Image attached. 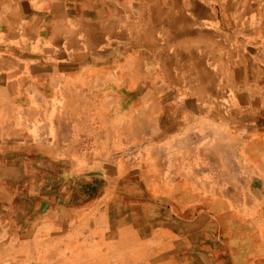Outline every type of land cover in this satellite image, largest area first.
I'll list each match as a JSON object with an SVG mask.
<instances>
[{
	"label": "crops",
	"instance_id": "1",
	"mask_svg": "<svg viewBox=\"0 0 264 264\" xmlns=\"http://www.w3.org/2000/svg\"><path fill=\"white\" fill-rule=\"evenodd\" d=\"M240 2L243 5L251 3L250 0L248 4L243 0ZM86 8L79 0H0V122L6 125L0 131V136L8 135V148L34 150L45 155L52 151L53 156L61 159H64L61 151H71L75 153L70 162L71 167L83 163L77 160L80 148L74 138L79 135L78 122L84 116L95 117L97 99L103 101L108 97L93 96L96 86L101 87L107 83L106 72L112 66L117 67L123 58L137 54L136 51L120 48L106 51L102 47L103 42L92 43L89 38L76 32L75 20L78 13L85 12ZM236 19L237 22L240 21L237 16L232 20L235 22ZM257 32L264 40L262 25H257ZM121 54L123 56L120 58ZM118 55L120 61L118 59L111 63ZM95 73H100L105 78L97 79ZM262 110L264 112V106ZM259 116L264 118V115ZM155 123L158 126L157 120ZM188 131L184 130L183 138L191 135ZM254 134L251 140L258 138L257 141H251L246 146L248 150L262 153L254 159L259 160L257 168L264 172V133L255 131ZM184 154L188 156V152ZM88 161L92 166L93 162ZM20 165L21 162L15 160L8 170V175H11L9 184L15 189L25 187V183H28L24 181ZM144 173L143 170L141 175ZM255 177L261 178L264 183V173ZM247 178L249 183L253 179V182L260 183L253 176ZM148 179L146 187L155 201L143 202L141 209L145 215L150 210L170 214L173 224L171 229L165 230L169 231L167 235L171 239V245H166L169 246L167 250H170V254L167 257L159 255L160 244L156 240L148 242L147 239L142 244L131 246L126 238L131 235L126 234L124 244H121V264H127V259L134 254L136 258L141 257L136 260V264H160L164 261L166 264H264V186H259L256 191L253 188L244 191L236 177L224 175H217L215 180L209 181H205L203 175L197 177L185 173L180 176L176 173L167 181L159 183ZM189 181L199 189L203 182H214L216 185L203 192L206 195L204 198L203 194L197 195L186 187L181 189V184ZM135 183L136 180L133 179L124 188L139 189L140 186ZM88 184L89 187L94 185ZM113 193L115 190L103 189L84 208H89L93 215L97 202L112 204L117 201ZM199 197L216 201H193L200 199ZM113 205L115 207L117 202ZM56 206L62 212L69 213L64 207ZM28 228L29 224L25 225L15 236V247L24 246L31 241L29 232L32 228ZM35 229L38 230V225H35ZM64 231L65 229H59L55 235L59 236ZM92 231L95 232V229ZM142 231L148 236L150 230L143 228ZM112 235L113 231L101 242L104 248H113ZM22 251L20 250L30 258L17 259L15 262L35 260L32 255Z\"/></svg>",
	"mask_w": 264,
	"mask_h": 264
},
{
	"label": "bare ground",
	"instance_id": "2",
	"mask_svg": "<svg viewBox=\"0 0 264 264\" xmlns=\"http://www.w3.org/2000/svg\"><path fill=\"white\" fill-rule=\"evenodd\" d=\"M240 1L79 0V3H84L87 8L85 12L80 11L78 13L75 20L76 32L89 38L92 43L103 42L102 47L106 51L120 48L137 52L136 55L123 58L117 67L112 68V66L111 70L106 72L108 73L106 77L107 83L101 87L96 86L93 93L94 97H111L109 106L105 112L107 111L108 117L113 124L119 122V117L121 116L126 121V126L123 127V124H119L118 128L120 129H111L105 135L103 134V148H101L105 150V153L99 157L101 165H99L98 171L105 176V179L119 186L125 180L133 177V171L130 166L128 167L127 158L122 157L120 164L126 168L128 167L125 179H120L119 181L111 179V166L117 154L107 147L116 146L117 140L124 139L125 136H131L135 144H142L159 137L165 118L172 113L177 114L183 120L187 112L200 110L211 117V119H222L229 113H232L233 109L237 107L241 109L249 101H252L254 106H259L260 109L263 108L264 47L260 48L257 54H253L251 51V53L244 54L241 51V45L237 41V38L241 37L240 31H242V36L248 38L249 44L251 46L254 44L253 48L260 45L258 43L259 40L252 39L249 28L251 29L254 22L256 26L262 25L264 27V0H250L251 3L249 5H243V2ZM243 1L247 2V4L249 2V0ZM234 16L239 17L240 21L238 24L232 20ZM122 56L123 54L120 55V58ZM118 59L119 55L113 58L111 63ZM258 65L260 67H257ZM112 98L115 99L112 100ZM230 98L234 100L233 105L227 106L225 102ZM141 103H148L153 106L155 104L162 105L157 113H154L160 120L159 128L156 131L144 133L143 126L147 121L145 117L147 112L140 105ZM136 104L141 106L138 107V110H141L140 114L142 115L139 117L138 125L132 123V109ZM178 106H181L179 113L175 109L168 111L170 107ZM248 107L250 109V105ZM149 120H152V117ZM1 121L3 122L4 120ZM5 126L4 123L0 122V131H3L6 128ZM166 128L167 130L164 129V134L170 130V127L166 126ZM98 135L97 132L92 134L95 138ZM0 137L1 243L6 241L13 242L21 229L14 227V224L11 223V219L8 217L9 211H7L6 207L10 206L8 204L9 200L18 192H15V188L9 184L11 182L9 176L11 175H8V170L13 161L19 160V153L9 150L8 144L10 139L8 135ZM147 148L152 153L151 156H155L161 149L160 146L152 147V145H149ZM28 153L30 155L33 154L31 152ZM61 154L64 160L71 161L75 153L61 151ZM139 155V152H135L132 157ZM87 156V153H84L78 157L89 162ZM99 159L96 158L95 160L98 161ZM159 163H161L159 159L156 160L154 157H151L149 161L150 174H160L163 181H167L171 177L174 168H172V165ZM90 167H92L90 163H87L80 166L77 170L81 171ZM13 191L15 193H12ZM28 191V195L32 197V200L28 202L29 208H41L44 205L43 196H40L41 193L44 194L43 191L39 188L36 189L34 186L30 187ZM132 192H136L137 195L139 193L140 196L132 195ZM113 195L116 199L120 200L122 198V200H118L119 202H117L115 207L113 203L105 204L104 208L102 207L103 209L99 214V218L103 221L108 215H113L118 224L126 225L128 233L134 235L135 241H132V244L130 243L129 245H139L147 239L148 242L156 240L160 244L162 256L167 257L170 254V250H167V247L165 248L162 245H167L171 239L166 234L161 235L160 229H171L173 223L169 221L170 215L165 214L159 218L155 217L157 215H151V211L146 212L145 215L141 209L142 203L151 201L152 199L145 196V193L141 191V187L121 193H113ZM57 197V194L53 197L51 195L48 201L56 203ZM132 199L136 200L133 201ZM64 202H67V200ZM20 211H22V208L18 210V216L22 213ZM43 217L55 218L51 212L46 213ZM62 224L70 226L73 223L69 222V218H66L62 219ZM62 224L59 229H64ZM143 228L150 230L148 236L143 233ZM124 236L122 235L120 238L124 239ZM128 240L129 242L131 241L130 238H127ZM8 247L0 251V261L3 260L4 254L8 250L10 251L7 256L8 260L15 261L17 259L30 258L24 253H15L13 251L12 254L11 245ZM117 247L119 250H122L121 245L118 244ZM134 256L136 255L134 254ZM101 257H103L101 264H121V258L118 259L116 256L108 257L107 253H103Z\"/></svg>",
	"mask_w": 264,
	"mask_h": 264
},
{
	"label": "rangeland",
	"instance_id": "3",
	"mask_svg": "<svg viewBox=\"0 0 264 264\" xmlns=\"http://www.w3.org/2000/svg\"><path fill=\"white\" fill-rule=\"evenodd\" d=\"M227 1L229 0H225V2ZM235 22L238 23L237 20ZM249 31H251V37L253 40H259L258 43L260 45H258V47L253 48L254 44L252 46L249 44V41L247 40L248 38L242 36V31H240L241 37H238L237 41H239L241 45L242 53L248 54L252 52L253 54H257L260 51V48L264 47V40L259 37L255 22L254 25L251 26V29L249 28ZM95 74L97 79L100 77L104 78L100 73ZM113 99L115 98H112V100ZM110 100V97L103 101L97 99L96 112H94L96 113V116L89 118L81 117L78 122L80 124V128H78L79 135L74 136L75 142L79 144L80 148L77 153H87V159L93 162L92 167L89 169L86 168L81 171L77 170L80 166L88 163L81 159V157H77V160H81L83 163L75 164L71 167V161L69 162L68 160L56 158L55 156L53 157L52 151H49L48 155H45L44 153L40 154L34 150L24 151L9 148L10 151L19 153L18 158L19 162H21V174H23L24 181L28 183H25V187L15 189V192L18 191L17 193L14 191L12 192L15 193V195L9 200L8 204L10 206H6L7 211H9L8 217L11 219L10 221L15 227L21 229L19 232H21L22 228L27 224H29L28 230L31 228L32 230L29 232L31 235V241L29 243L24 246L19 245V247H15V240L13 242H1L0 251L9 248L8 246L11 245L10 248L12 249V254L13 251L15 253H22V250H24L25 253L32 255L33 258L36 259L33 262H15L16 260H8L7 256L10 253L8 250L5 252L0 264H101V259L103 258L101 256L103 253H107L108 257L116 256L119 259L120 250L117 245H121L123 243L122 241H125L120 237L126 234L129 236L132 235L131 233H128V230L125 227L126 225L118 224L113 215H108L102 221V219L99 218V214L104 208L105 204L103 203L97 202L93 215L90 214V211L88 210L89 208L84 207L99 196L103 189H112L115 190V193L130 190L125 189L124 185L127 186L133 179H135L138 186L141 187V191L145 193V196L152 199L148 202L153 203L155 201L154 197L146 187V183L149 180L148 178L154 180L156 183L163 181V178H161L160 174H150L149 161L151 157H154L156 160L159 159L161 162L159 164L172 165L174 170L171 173V176H174L176 173L177 176H180L181 173L197 177L203 175L205 181L215 180L217 175H224L226 177L234 176L240 181V185L244 191H248L251 188L256 191L259 186H264V183L261 182L262 179L255 177L261 176L264 173L262 169L257 168L258 165H260L259 160L255 161L254 159L258 157V154L262 153L260 151L248 150V147L246 146L247 143H250L251 141H257L258 138L251 140L255 131L258 133H264V118L259 116V114L264 115V112L262 108L260 109L259 106H254L252 102L251 104L250 102L247 103L241 109H238V107L233 109L232 113H229L222 119H205H211V117L202 113L200 110L196 112H187L183 120H181L177 114L172 113L165 118L164 126H161L160 129L161 135L142 144H135L131 136H125L124 139H118L116 146L107 147L109 150L114 151L117 154L111 166V179H115L116 181L125 179L126 170L129 166L133 171V177L125 180V182L119 186L111 183L98 171V167L101 165L99 163V157L101 154L103 155L105 153V150L102 149V141L104 135L111 129H120L118 128L119 124H123V127L126 126V121L123 120L121 116L119 117V122L113 124L108 117L107 111L103 113V111L108 108ZM233 102L234 100L230 98L225 103L227 106H232ZM248 104L250 105V109ZM140 105H142L147 112L145 114L147 121L143 126L144 133L146 134L156 131L159 128L160 120L154 113H157L162 105L155 104L153 106L148 103H141ZM138 107L141 106L136 104L132 109V123L134 125H138L139 117L142 116L140 114L141 110L139 111ZM180 107L181 106L170 107L168 111L175 109V111L179 113ZM197 116L204 118H198ZM150 117H152V120H149ZM156 120L158 126L155 123ZM166 126L170 127V130L164 134V131L167 130ZM184 130H189L188 133H191V135H186L185 138H183ZM95 132L99 134L96 138L92 136ZM149 145H152V147H161L160 151L156 154L157 157L156 155L150 156L151 153H149V149L147 148ZM28 152L33 154L30 155ZM135 152H139L140 155L132 157ZM187 152L188 156L184 154ZM180 156L181 159H179ZM122 157L127 158L128 160L127 168L120 164ZM96 158L99 160L96 161ZM143 170L145 173L144 175H141ZM248 176H253V178L259 180L260 183L257 184L253 182L255 179H253L252 183L247 182ZM88 183H93L94 185L89 187ZM215 185L214 182H203V184L200 185L201 189H199L195 188L194 184L189 181L185 184H181V189L186 187L187 190L190 189L197 195H202L204 191H209L210 188H214ZM229 185H231V183H229ZM32 186L36 189L39 188L44 193L40 194V196H43L44 200V205L41 208L32 209L28 206V202L32 200V197L28 195V190ZM103 186L105 187L103 188ZM101 187L103 189H101ZM56 194L58 195V200H56L58 201L57 204L50 203L48 201L49 198L51 195L53 197ZM131 194L137 195L136 192H132ZM138 195L140 196L139 193ZM203 195L205 198L206 195ZM142 197L145 198L144 196ZM199 198L200 199H194L193 201L200 202L201 200L202 202L203 200H207L212 203L216 201V199ZM65 200H67V202H64ZM118 200L119 199H117V201L115 200V202L121 201L122 198L119 201ZM132 200L135 201L136 199ZM56 205L64 207L69 213L62 212V210ZM21 208L22 211L20 212L22 213L18 216V210ZM73 210L75 211L74 213L71 212ZM150 211L151 215H157L155 217L159 218L165 214H169L168 212ZM48 212H51L55 218H44L43 216ZM90 215L91 218L87 219ZM66 218H69V222L71 221L73 224L70 226L63 225L62 219ZM74 222L76 224H74ZM61 224L64 226L65 231L63 234L56 236L55 234H57ZM35 225H38V230L35 229ZM78 225L81 227L79 228ZM40 229L41 231H39ZM92 229H95V232H93ZM160 230L161 235H167L169 232L165 231V228H161ZM111 231H113L112 241H114L115 244L113 243L114 246L113 248L111 247L112 249H106L101 242L105 241L107 234ZM127 238H130L131 240L130 242L128 240V244H132V241H135L134 235ZM154 238L156 239V237ZM169 244L171 245L170 242ZM164 247L166 248V244H164ZM167 248L169 247L167 246ZM20 250L22 252H20ZM158 254L162 256V250H160ZM133 256L134 255L127 259L129 264H136V260L141 258ZM40 258L42 260H40ZM123 259H125V257ZM160 264H166V262L164 261Z\"/></svg>",
	"mask_w": 264,
	"mask_h": 264
}]
</instances>
